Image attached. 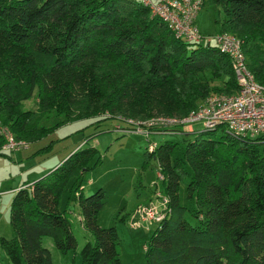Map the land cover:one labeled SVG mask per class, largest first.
<instances>
[{"label":"trees","instance_id":"16d2710c","mask_svg":"<svg viewBox=\"0 0 264 264\" xmlns=\"http://www.w3.org/2000/svg\"><path fill=\"white\" fill-rule=\"evenodd\" d=\"M210 1L224 15L219 32L240 39L248 68L264 84V0ZM206 71L210 78L202 79ZM236 90L227 54L206 40L176 38L140 0H0V120L18 139L38 140L72 120L100 122L108 119L99 116L104 111L183 117L207 95ZM34 93L37 108L25 109ZM50 112L63 120L41 126ZM163 132L182 139L145 152L157 161L166 200L144 245L145 264H264V139L223 126ZM3 142L0 135V156L10 157ZM97 152L77 147L46 175L16 188L13 236L0 241L9 264H53L41 244L45 236L62 254L76 247L67 209L58 207L66 187L93 238L78 251L77 264H118L116 228L96 223L105 192H82L85 172L100 162Z\"/></svg>","mask_w":264,"mask_h":264},{"label":"rangeland","instance_id":"374dc122","mask_svg":"<svg viewBox=\"0 0 264 264\" xmlns=\"http://www.w3.org/2000/svg\"><path fill=\"white\" fill-rule=\"evenodd\" d=\"M223 17V12L218 6L210 0H205L195 18L199 32L204 35L218 33ZM199 76L202 79L210 78L207 71L200 73ZM214 83L218 84V81H212L211 84ZM23 105L25 109L35 110L37 108L35 93L25 100ZM160 115L166 116L154 114L151 117ZM99 116H107L108 119L95 122L96 118H82L60 123L38 140L32 142L25 140L29 146L10 153V157L0 156V191H2L0 192V241L2 238L9 240L13 236L9 224L13 193L5 190L46 175L61 161V158L68 156L77 147L93 146L98 151L100 162L85 172L82 192L87 196L99 187L104 190V203L97 214L96 223L100 227L116 228L118 240L115 249L118 264H145L144 245L156 223H140L139 209L148 205L161 209L164 196L161 180L157 177V161L153 157H148L145 152L153 150L155 148L153 144H160L166 140H176L181 143L182 135L176 132H161L151 133L149 137H145L138 133H125L117 129L133 127L129 121L139 122L148 117L133 118L109 114L107 111ZM62 120V116L50 112L40 120V125L54 127ZM192 127L195 130L202 129L200 123H195ZM221 134L218 130L213 136L219 137ZM68 188L64 189L58 207L67 209L65 214L76 238V247L62 254L51 237H43L41 244L50 250L53 264H72V262L77 264L78 251L87 241L93 240L92 234L80 223L75 196L69 194ZM179 200L181 203L185 202V183L180 184ZM0 264H9L1 245Z\"/></svg>","mask_w":264,"mask_h":264},{"label":"built area","instance_id":"2783aa9c","mask_svg":"<svg viewBox=\"0 0 264 264\" xmlns=\"http://www.w3.org/2000/svg\"><path fill=\"white\" fill-rule=\"evenodd\" d=\"M140 1L151 14L157 15L168 24L176 38L194 43L202 40L213 42L227 54L237 90L233 93L209 94L200 101L197 108L183 117L154 116L139 122L129 121L133 127H119L117 130L149 137L151 133L172 131L174 128L191 130L193 124L200 123L202 128L223 126L237 136L264 139V84L257 82L248 68L240 39L228 32H218L214 35H203L199 32L195 18L203 0ZM0 135L4 139L2 145L4 150L15 152L29 146L25 140L16 139L8 126L1 123ZM157 177L162 179L159 170ZM165 204L166 200L163 196L161 209L152 205L141 207L139 222L159 223L165 215Z\"/></svg>","mask_w":264,"mask_h":264},{"label":"crops","instance_id":"0c3cea01","mask_svg":"<svg viewBox=\"0 0 264 264\" xmlns=\"http://www.w3.org/2000/svg\"><path fill=\"white\" fill-rule=\"evenodd\" d=\"M203 35H204V34H203ZM11 153H12V152H11ZM60 160H62V158H61ZM59 162H60V161H59ZM59 162H58V163H59ZM32 181H33V180H31V181H24V182H22V183L16 185L15 187L10 188V189L5 190V191H11L12 193H14V191L16 190L17 187H19V186H21V185L28 186ZM0 192H2V191H0Z\"/></svg>","mask_w":264,"mask_h":264}]
</instances>
